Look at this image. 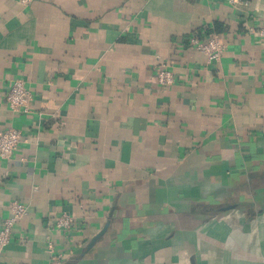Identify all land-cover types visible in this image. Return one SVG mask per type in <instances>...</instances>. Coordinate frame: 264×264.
<instances>
[{
  "label": "crops",
  "instance_id": "obj_1",
  "mask_svg": "<svg viewBox=\"0 0 264 264\" xmlns=\"http://www.w3.org/2000/svg\"><path fill=\"white\" fill-rule=\"evenodd\" d=\"M260 26L264 0H0V131L21 132L0 223L27 207L0 264H48L49 240L63 264H264Z\"/></svg>",
  "mask_w": 264,
  "mask_h": 264
},
{
  "label": "built area",
  "instance_id": "obj_2",
  "mask_svg": "<svg viewBox=\"0 0 264 264\" xmlns=\"http://www.w3.org/2000/svg\"><path fill=\"white\" fill-rule=\"evenodd\" d=\"M23 5H28L34 0H19ZM230 4H239L242 0H222ZM256 34L259 39L264 43V26L256 29ZM190 44L196 49L206 54L209 60L218 61L222 56L223 46L216 34H210L207 37L198 35H191L189 37ZM158 80L163 85L172 84L174 81L173 74L166 68L158 69ZM33 94L25 86L24 81L18 79L10 84V90L7 95V103L10 108L15 112L30 111ZM21 142V132L15 128H8L0 131V157L10 160ZM10 215L4 218L0 223V254L11 243L15 228L27 213V207L19 202L13 201L10 205ZM74 226V218L70 215L63 214L56 219L54 227L64 231L70 230ZM48 248L50 251V258L48 264H63L65 255L62 251L58 250L52 241H48Z\"/></svg>",
  "mask_w": 264,
  "mask_h": 264
},
{
  "label": "water",
  "instance_id": "obj_3",
  "mask_svg": "<svg viewBox=\"0 0 264 264\" xmlns=\"http://www.w3.org/2000/svg\"><path fill=\"white\" fill-rule=\"evenodd\" d=\"M105 231H106V227L91 240L88 247L91 248L101 238V236L104 234Z\"/></svg>",
  "mask_w": 264,
  "mask_h": 264
}]
</instances>
